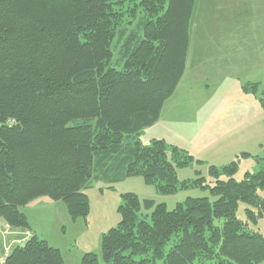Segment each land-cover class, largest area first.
I'll return each instance as SVG.
<instances>
[{"label":"trees","instance_id":"trees-1","mask_svg":"<svg viewBox=\"0 0 264 264\" xmlns=\"http://www.w3.org/2000/svg\"><path fill=\"white\" fill-rule=\"evenodd\" d=\"M210 2L0 0L4 225L30 231L20 208L44 196L62 201L71 219L85 218L93 182L139 176L162 194L209 188L214 200L188 197L168 210L122 193L120 220L102 233L100 254L85 253L79 264L264 263V234L249 227L264 219V156L242 181L231 176L234 162L210 165L208 186L202 177L178 180L176 169L194 161L185 149L140 140L176 90L198 6ZM238 201L257 209H246L247 221L237 217ZM4 250L1 264H65L35 232Z\"/></svg>","mask_w":264,"mask_h":264},{"label":"rangeland","instance_id":"rangeland-1","mask_svg":"<svg viewBox=\"0 0 264 264\" xmlns=\"http://www.w3.org/2000/svg\"><path fill=\"white\" fill-rule=\"evenodd\" d=\"M246 83L256 89L255 93L244 89ZM262 91L264 0H211L208 6L199 5L185 72L165 101L162 119L141 133V143L165 139L185 149L194 161L176 169L180 181L202 177L204 185L212 186L215 182L209 166L222 167L230 162L236 164L231 176L242 181L246 172L256 169V157L264 156ZM216 177L226 180L227 174ZM126 192L135 193L140 200L164 203L168 210L188 197L214 200L209 188H179L172 194H162L139 176L111 186L93 182L85 190L89 207L85 218L71 219L62 201L44 196L20 208L30 231L12 229L0 220V259L2 246L7 251L32 232L58 248L65 264H79L85 253L99 255L101 235L120 220L117 208L121 194ZM258 193L263 195L264 190ZM246 209L257 210L252 203L238 201L236 214L244 221ZM249 227L264 234V219Z\"/></svg>","mask_w":264,"mask_h":264},{"label":"crops","instance_id":"crops-1","mask_svg":"<svg viewBox=\"0 0 264 264\" xmlns=\"http://www.w3.org/2000/svg\"><path fill=\"white\" fill-rule=\"evenodd\" d=\"M164 105H165V103H164ZM164 105H163V107H162V110H161V113H160V116H159V121L162 119V115H163V111H164ZM155 124H153L152 126H154ZM151 126V127H152ZM149 128V127H148ZM165 140V139H164Z\"/></svg>","mask_w":264,"mask_h":264},{"label":"built area","instance_id":"built-area-1","mask_svg":"<svg viewBox=\"0 0 264 264\" xmlns=\"http://www.w3.org/2000/svg\"><path fill=\"white\" fill-rule=\"evenodd\" d=\"M3 261V257H2V259H0V263Z\"/></svg>","mask_w":264,"mask_h":264}]
</instances>
